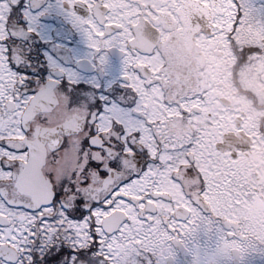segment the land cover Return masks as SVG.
<instances>
[{
    "label": "snow or ice",
    "instance_id": "1",
    "mask_svg": "<svg viewBox=\"0 0 264 264\" xmlns=\"http://www.w3.org/2000/svg\"><path fill=\"white\" fill-rule=\"evenodd\" d=\"M0 264H264V0H0Z\"/></svg>",
    "mask_w": 264,
    "mask_h": 264
}]
</instances>
